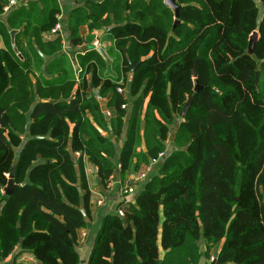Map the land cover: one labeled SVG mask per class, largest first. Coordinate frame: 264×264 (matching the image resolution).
I'll return each mask as SVG.
<instances>
[{
  "label": "trees",
  "instance_id": "trees-1",
  "mask_svg": "<svg viewBox=\"0 0 264 264\" xmlns=\"http://www.w3.org/2000/svg\"><path fill=\"white\" fill-rule=\"evenodd\" d=\"M256 1L177 0L181 23L174 29V20L166 29L155 13L156 4L170 13L164 1L139 0L138 16L109 31L123 56L124 72H131L130 63L138 65L132 72L130 92L135 101L119 160L122 176L131 170L135 157L145 156L137 147L146 99L148 108L162 119L156 121L155 139L159 138L148 151L157 159L165 151L169 126L180 118L189 96L194 98L176 130L175 142L182 148L165 160L159 177L130 207L128 218L105 217L88 264H199L202 258L211 260V250L222 241L211 262L264 264V13L260 17ZM8 3L0 0V41L6 45L0 50V205L5 203L0 251L7 257L21 245L16 261L30 253L37 264H79L77 232L90 220L85 158L107 180L114 167L104 154L112 153L113 143L92 126L84 136L86 109L99 113L100 107L95 100L85 102L81 85L69 102L34 106L27 142L10 130L5 88L20 72L40 71L45 64L41 53L60 52L62 38L51 33L60 15L58 0L11 8L4 23L1 17ZM12 30H17L16 52ZM254 31L259 36L254 55L249 56ZM46 33L54 37L43 44L40 36ZM71 40L74 46L83 44L79 37ZM65 56L46 66L47 74L61 76L44 83L58 85L68 79ZM195 64L196 80L204 86L199 93H194ZM95 75L96 70L92 83L97 87ZM118 87L110 81L100 86L101 96L114 92L109 106L116 113L111 120L116 139L127 115L122 108L127 101ZM77 153L80 156L73 159ZM14 165L19 187L5 201L4 187ZM201 240L204 251L198 245Z\"/></svg>",
  "mask_w": 264,
  "mask_h": 264
},
{
  "label": "crops",
  "instance_id": "crops-1",
  "mask_svg": "<svg viewBox=\"0 0 264 264\" xmlns=\"http://www.w3.org/2000/svg\"><path fill=\"white\" fill-rule=\"evenodd\" d=\"M40 0H19L13 8L27 5L29 2ZM139 0H58L60 4V16L63 32L62 50L54 55L44 56L45 64L40 71L20 72L11 78V82L5 88L3 105H5L10 130L19 136L23 143L30 139L29 127L31 124L30 114L37 103L69 102L81 85V94L85 96V102L97 101L100 112L97 113L90 107L86 109V123L84 125V136H89L91 126L97 129L102 136L113 143L112 153L104 154L113 164V174L107 180H103L98 174V168L87 162L85 158V171L90 192L89 212L90 220L87 228L77 232V252L80 258L79 264H88L92 250L94 248L97 234L101 228L103 220L107 215H116L122 210L126 218L130 214V207L136 204L138 196L143 192L147 184L154 178L159 177L163 162L176 150L182 148L175 142L176 130L180 124L175 118L174 124L169 126V134L164 142L165 151L159 153L157 159L150 158L148 151L155 145L157 136L156 121H162L160 114L148 108V99L145 101L141 111V145L137 147V152H143L145 156L134 158L131 170L125 176L121 175L119 160L124 146L128 121L131 115L135 97L131 95L130 88L132 82V71L125 73L123 69V56L120 54L112 39L109 31L114 26H119L127 20L136 18L140 11ZM147 3V0H144ZM260 10V17L264 13V6L260 0L256 1ZM156 16L160 19L163 27L167 29L168 21H174V13L162 9L161 5L156 4ZM6 12L1 20L6 23ZM174 24V22H173ZM13 31V30H12ZM17 31V30H15ZM172 31L170 32V35ZM11 36V35H10ZM50 37L49 33L40 36L43 44H46ZM72 37H79L83 44L74 46ZM95 42L99 43L106 56L101 55L98 49H89ZM11 45L14 41L11 38ZM36 46V45H35ZM4 41H0V50H5ZM65 54L66 70L68 79L62 84L47 85L44 80L59 78L61 72L47 74L46 66L54 62L61 55ZM68 63V64H67ZM65 66V64H64ZM96 70V79L100 84L93 86L92 74ZM94 81V80H93ZM104 81L118 84V88L123 89L120 94L126 101V119L122 132L118 139L111 124L112 118L116 116L113 107L109 106V101L114 95L113 91H104L100 95V86ZM19 87V88H18ZM17 89V90H16ZM118 92V90H117ZM17 93L19 96H17ZM147 115V118H146ZM147 126V127H146ZM146 129V131H145ZM146 137V138H145ZM145 143L146 150L142 147ZM16 154L20 148L16 149ZM152 151V150H151ZM172 151V152H171ZM171 152V153H170ZM80 156V155H79ZM75 154L73 159L78 158ZM163 156V157H162ZM38 162L40 158L38 157ZM142 160H148L144 163ZM137 165L139 166L137 168ZM79 186V185H78ZM133 188V193H124L126 188ZM81 188V187H80ZM83 192V191H82ZM101 204H98V202ZM5 203L0 205V217ZM82 233L87 236L83 237ZM223 241L217 244L210 252L211 260L202 258L199 264H207L217 258ZM200 250H205V242L198 243ZM23 251L19 245L15 252L4 257L0 251V264H37L30 253H25L19 260L16 257ZM213 264V262H211Z\"/></svg>",
  "mask_w": 264,
  "mask_h": 264
},
{
  "label": "water",
  "instance_id": "water-1",
  "mask_svg": "<svg viewBox=\"0 0 264 264\" xmlns=\"http://www.w3.org/2000/svg\"><path fill=\"white\" fill-rule=\"evenodd\" d=\"M164 4L166 7H168L169 9H171L174 13V19H175V22L173 24V28L175 29L180 23V12H181V9H182V6L178 5L177 3V0H165L164 1ZM17 31L13 30L11 31L10 35H11V38H12V41H14V37L16 35ZM258 31H254L252 33V35L250 36V39H249V45H248V49H247V55L249 56H253L254 55V47L258 41ZM14 48V51L16 52V47L13 46ZM89 49H95L93 46H91ZM98 52L103 55V56H106L105 55V52L102 48H99L98 49ZM42 57L44 58V56L42 55ZM257 65L259 66L260 65V62H257ZM130 66H131V71L134 72L136 70V68L138 67V65H133L132 63H130ZM259 71L256 72V82L259 81ZM193 79H197V70H196V64L193 68ZM147 82V81H146ZM196 84V87L194 89V93H199L201 90H203L204 86H200V84L198 83V81L196 80L195 82ZM171 93V84L169 83L168 84V89H167V94L169 95ZM193 98H194V94H191L188 98V101L186 103V105L184 106L181 114H180V118L181 119H184L189 108L191 107L192 105V101H193ZM142 147L144 150H146L145 148V143L144 141L142 142ZM14 173H15V165L12 167V170L11 172L9 173L8 175V183L7 185L4 187V200L5 201H8L10 196L12 195L13 191L15 189H17L19 187V185H16L15 182H14ZM78 192H79V195L81 197H83L84 193L82 192V189L80 187H78ZM82 214L84 217H86V212L84 209L81 210ZM20 242H22V239H20ZM213 264H215L213 262Z\"/></svg>",
  "mask_w": 264,
  "mask_h": 264
},
{
  "label": "built area",
  "instance_id": "built-area-1",
  "mask_svg": "<svg viewBox=\"0 0 264 264\" xmlns=\"http://www.w3.org/2000/svg\"><path fill=\"white\" fill-rule=\"evenodd\" d=\"M163 1H165V0H163ZM15 5H16V1H15V0H9V3H8L7 5H5V7H4V11H5V13H6V12H9L10 9H11L13 6H15ZM57 18H58V22H57L56 25L52 28L51 33H52V34H58V33H59V34L61 35L62 32H63L61 16L59 15ZM93 47H94L95 49H98V47H99V43H98V42H95V43L93 44ZM117 90H118V93L123 94V89H122V88H118ZM122 108L125 109V108H126V105H123ZM76 155L79 156L80 154L77 153ZM133 192H134V189L131 188V187H130V188H126V189L124 190V193H133ZM98 204H101V202L99 201ZM117 215H118L119 217H121V218H126V215H125V213H124L122 210H119V211L117 212ZM82 236H83V237H86L87 234H86V233H82Z\"/></svg>",
  "mask_w": 264,
  "mask_h": 264
},
{
  "label": "rangeland",
  "instance_id": "rangeland-1",
  "mask_svg": "<svg viewBox=\"0 0 264 264\" xmlns=\"http://www.w3.org/2000/svg\"><path fill=\"white\" fill-rule=\"evenodd\" d=\"M171 24H172V22L168 21L167 29H170V28H171V26H172ZM249 39H250V38H249ZM177 121L180 122V121H181V118H178ZM171 152H172V151H171ZM171 152H170V153H171ZM172 153H173V152H172ZM162 157H163V156H162ZM164 162H165V161H164ZM164 162H163V163H164ZM207 264H211V261H208Z\"/></svg>",
  "mask_w": 264,
  "mask_h": 264
}]
</instances>
